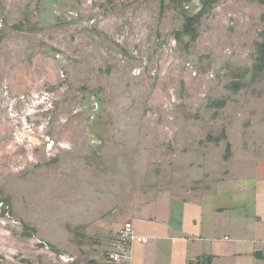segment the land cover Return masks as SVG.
<instances>
[{"label": "rangeland", "instance_id": "374dc122", "mask_svg": "<svg viewBox=\"0 0 264 264\" xmlns=\"http://www.w3.org/2000/svg\"><path fill=\"white\" fill-rule=\"evenodd\" d=\"M263 14L260 0H0V264H113L137 200L264 160Z\"/></svg>", "mask_w": 264, "mask_h": 264}, {"label": "crops", "instance_id": "0c3cea01", "mask_svg": "<svg viewBox=\"0 0 264 264\" xmlns=\"http://www.w3.org/2000/svg\"><path fill=\"white\" fill-rule=\"evenodd\" d=\"M126 222L136 236L128 264H264V160L232 159L200 193L137 200Z\"/></svg>", "mask_w": 264, "mask_h": 264}, {"label": "built area", "instance_id": "2783aa9c", "mask_svg": "<svg viewBox=\"0 0 264 264\" xmlns=\"http://www.w3.org/2000/svg\"><path fill=\"white\" fill-rule=\"evenodd\" d=\"M118 235L114 250L109 254V260L113 264H128L131 257L130 245L136 240L131 223H125L119 230ZM141 241L145 242L146 239L142 238Z\"/></svg>", "mask_w": 264, "mask_h": 264}, {"label": "trees", "instance_id": "16d2710c", "mask_svg": "<svg viewBox=\"0 0 264 264\" xmlns=\"http://www.w3.org/2000/svg\"><path fill=\"white\" fill-rule=\"evenodd\" d=\"M174 2L176 1L177 3L178 2H181L182 0H173ZM188 1V0H186ZM209 2V1H208ZM260 3L263 5L264 7V0H260ZM204 6H206L207 9H210L211 8V4L210 3H204ZM198 20V17H195V16H192V17H189V18H186L185 19V24H184V29H183V32L186 34V35H189V36H192L193 38H196V30H195V25H196V21ZM263 20H264V14H263ZM261 38L262 40L260 42H258L256 44L257 46V50H258V54L259 56L261 57V62H262V65L261 67L263 68L264 67V28H263V32L261 34ZM259 70H262V69H259ZM255 71H258V68H255ZM233 86H235L236 90L239 89L240 87V84L239 83H236V84H233ZM230 147L228 146V149ZM210 258L209 257H202V258H198L194 261H190L188 262V264H210ZM88 264H98L96 261H90L88 262Z\"/></svg>", "mask_w": 264, "mask_h": 264}]
</instances>
